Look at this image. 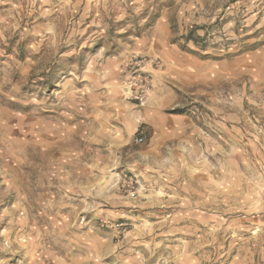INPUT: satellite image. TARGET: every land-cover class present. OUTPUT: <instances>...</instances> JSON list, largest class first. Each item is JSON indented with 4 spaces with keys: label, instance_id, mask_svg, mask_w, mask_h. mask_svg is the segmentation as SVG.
<instances>
[{
    "label": "rangeland",
    "instance_id": "1",
    "mask_svg": "<svg viewBox=\"0 0 264 264\" xmlns=\"http://www.w3.org/2000/svg\"><path fill=\"white\" fill-rule=\"evenodd\" d=\"M136 58L200 74L175 138ZM0 264H264V0H0Z\"/></svg>",
    "mask_w": 264,
    "mask_h": 264
},
{
    "label": "crops",
    "instance_id": "2",
    "mask_svg": "<svg viewBox=\"0 0 264 264\" xmlns=\"http://www.w3.org/2000/svg\"><path fill=\"white\" fill-rule=\"evenodd\" d=\"M166 72L170 75L169 79L157 72L145 105L133 104L135 129L142 126L144 136H150L152 142L175 138L178 131L183 129L184 114L171 111L180 108L186 95L200 86V74L185 70L182 64H172Z\"/></svg>",
    "mask_w": 264,
    "mask_h": 264
},
{
    "label": "built area",
    "instance_id": "3",
    "mask_svg": "<svg viewBox=\"0 0 264 264\" xmlns=\"http://www.w3.org/2000/svg\"><path fill=\"white\" fill-rule=\"evenodd\" d=\"M160 62L146 58H136L131 60L129 65V74L125 76L124 85L125 89L131 93V97L140 105H145L151 95L153 87V78L149 64L158 65ZM136 136V143H143L145 141L144 128L138 126Z\"/></svg>",
    "mask_w": 264,
    "mask_h": 264
}]
</instances>
